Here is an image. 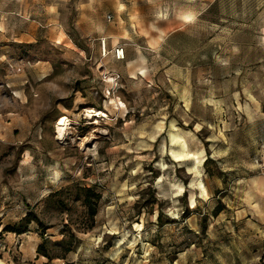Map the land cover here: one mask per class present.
<instances>
[{"label": "clouds", "instance_id": "obj_1", "mask_svg": "<svg viewBox=\"0 0 264 264\" xmlns=\"http://www.w3.org/2000/svg\"><path fill=\"white\" fill-rule=\"evenodd\" d=\"M10 2L0 4V19L7 15L3 9ZM234 2L233 14L238 23L222 28L212 25L217 34L210 42H231L235 29L242 24L264 49V0ZM34 3L39 7L24 19L35 15L41 21L40 27L63 33L64 41L57 35L50 42L30 39V46H24V38L9 36L10 29L0 23V41H10L16 61L8 62L21 74L25 68L40 69L46 78L37 84L38 88L51 89L55 80L61 85L54 93L56 98L65 100L75 93V102L70 107L55 103L54 109L50 105L51 115L39 121L33 118L20 139L0 135V143L23 145L10 183L34 207L54 213L62 211L61 205L80 207L78 193L85 188L98 196L94 227L82 231H77L74 224H69L70 230L63 224L58 227L54 240L75 246L68 260L59 264H152L162 255L160 247L150 242L157 234L161 211L178 226H169L166 220L165 235L159 244L168 246L175 241L174 252L180 259L175 254L167 259L173 264H187L190 255H203L193 243L200 234L199 218L221 200L232 205L236 215L235 225L228 229L231 239H222L215 253L218 264H264V144L241 153L234 137L236 123L246 119L253 124L257 114L264 117L260 101L247 87L231 91L228 98L218 96L212 80L198 81L201 87L197 91L186 79L180 89L173 81L180 70L164 58L175 35L168 25H182L179 31L186 36L196 33L208 10L204 0H144L151 17L146 27L138 11L129 12L123 0H114L116 21L124 25L122 17L127 13L133 32L145 37L147 51L161 63L156 65L140 56L134 70H127L132 68L131 62L123 71L116 68L118 61L125 60L124 48L117 45L132 35L127 29L120 36L108 33L97 17L87 36L99 41L98 55L89 60L84 51L77 49L75 58L79 65L88 64L92 69L90 82L83 86L78 81L89 77L81 75L79 67L74 68L63 57L51 62L43 55L48 44L59 49L70 40L60 6L46 0ZM69 3L62 0L63 5ZM102 3L89 0L84 4L81 0L76 8L95 14L94 5ZM131 3L133 9L138 7L137 0ZM152 40L159 46L152 47ZM136 51L139 53L140 48ZM232 52L239 54L240 49L233 46ZM7 60V56H0V61ZM216 62L227 67L230 59L217 56ZM65 84L69 87H63ZM12 96L19 101L18 106L28 105V96L22 90L13 91ZM27 136L32 137L31 143H25ZM209 162L218 169L215 179L210 178ZM86 173L84 184L81 181ZM7 191L4 187L3 192ZM153 200L154 211L149 215ZM63 219L69 223L67 211H63ZM207 226L208 235L215 239V225L209 222ZM185 227L190 231H183ZM28 239L36 241L34 236Z\"/></svg>", "mask_w": 264, "mask_h": 264}, {"label": "rangeland", "instance_id": "obj_2", "mask_svg": "<svg viewBox=\"0 0 264 264\" xmlns=\"http://www.w3.org/2000/svg\"><path fill=\"white\" fill-rule=\"evenodd\" d=\"M46 2L60 6L61 20L68 29L70 40L65 41L59 49L48 44L43 50V55L51 62L63 57L72 63L74 68L79 67L80 74L89 77V80L78 81L80 86L90 82L92 69L88 64L79 65L76 62L77 49L84 51L89 60L98 55L99 41L87 36L97 17L105 25L108 33L120 36L122 30L127 29L132 35L130 40L121 39L117 45V47L122 46L124 48L125 60L118 61L115 65L116 68L123 71L126 65L131 62L132 68L127 70H134L135 62L140 56L148 57L150 62L156 65L161 63V61L154 60L147 51L148 45L145 37L133 32L127 23V13L123 14L122 17L126 21L124 25H120L116 21L114 0H103L102 5H94L97 9L95 14L89 9L78 12L76 5L81 0H70L67 5H63L62 0H46ZM82 2L87 4L89 0H82ZM123 2L127 5L129 12L135 10L144 17V26L146 27L151 17L147 15L149 7L144 3V0H137L138 7L136 9H133L131 0H123ZM204 2L207 4L208 10L202 18V23L197 32L193 35L186 36L180 32L179 29L183 27L180 24L168 25V30L175 35L169 41L164 58L170 60L180 70L173 77L174 83L178 88L183 89L185 80L190 79L193 88L198 91L201 87L197 83L198 81L212 80L216 85L217 95L225 96V98L230 97L231 91L247 87L260 101V111L264 112V49L259 47L258 39H255L252 32L242 24L235 29V35L231 42H210L212 36L217 34V32L212 31V25H219L222 28L238 23L233 14L236 3L234 0H204ZM3 3L4 0H0V4ZM38 7L39 5H36L34 0H11L3 9L7 15L0 19V23L10 29L9 36L15 35L18 38H24V46H30V39L39 38L50 42L57 38V35L59 40L64 41L63 33L49 32L40 27L41 21L35 15H30L28 20L24 19V15L33 13ZM9 44L10 41H0V56L8 57L7 61H0V135H6L12 140L21 138L29 126L33 124V118L39 121L51 115L55 103H63L66 107H70L75 102V93L65 100H59L54 93L60 89L61 85L57 84L55 80H53L51 89L37 87V84L46 78L43 77L44 73L40 69L25 68L22 74L16 72L8 62L16 63ZM151 46L157 47L159 42L152 40ZM233 46L240 49L239 54H233ZM137 47L140 48L139 53L136 51ZM108 48L110 52L113 51L111 40L108 41ZM217 56L221 59H230L229 66L224 67L218 64L216 62ZM63 87L66 88L69 85L65 84ZM21 90L28 96L27 106H18L19 101L12 96L13 91ZM147 102L145 99V103ZM50 105L52 109L49 108ZM9 112L13 114L9 116ZM234 137L235 146L241 153L245 148L253 149L259 144H264V117L257 114L256 122L253 124H250L246 119L239 121L234 127ZM31 142L32 137L27 136L25 143ZM22 147L23 145L13 143H0V175L3 176V180L0 181V261L3 264H59L60 261L68 260L69 253L75 251V246L68 242L54 240V237L58 235V227L63 224L65 229L70 230L69 224H74L77 231L90 230L96 224V212L94 215H90L85 197H90L91 205L95 211L98 210L99 199L98 196L93 195V190L85 188L84 191L78 193L81 199L80 207L73 205L70 208H63L61 205L62 211L54 213L29 204L27 197L21 192H16L10 183V180L13 179L10 174L16 169ZM208 168L210 178L215 179L218 172L215 164L209 162ZM87 178L88 173L85 174L81 183L86 184ZM4 187L8 189L6 193L3 192ZM93 187L95 188V186ZM154 203L153 200V206L148 209L149 215L154 211ZM217 205L207 214L202 213L201 218H199L200 234L193 243L203 255L199 257L190 255L187 258V264H209V261L212 264H218L215 253L221 246V240L231 239V233L228 229L230 225H235L234 216L236 214L233 212V206L223 200L217 201ZM25 211L28 215H25ZM63 211L69 213L68 224L64 223ZM129 219L132 217L130 216ZM166 220H168L169 226L172 224L178 226V222L169 220L161 211L156 225L157 234L150 242L160 247L162 255L159 259L154 258L152 264H164V261L174 254L178 260L180 259L179 255L174 252L175 241L168 246L159 244L165 235L163 227ZM209 222L215 225V239L208 235L207 225ZM149 227H152L151 223H149ZM183 231L187 232L190 229L185 227ZM32 236L36 237V241H29L28 238ZM40 244L41 250L38 248ZM43 251L49 257L45 256ZM167 264H173V262L167 259Z\"/></svg>", "mask_w": 264, "mask_h": 264}, {"label": "trees", "instance_id": "obj_3", "mask_svg": "<svg viewBox=\"0 0 264 264\" xmlns=\"http://www.w3.org/2000/svg\"><path fill=\"white\" fill-rule=\"evenodd\" d=\"M85 202H86L87 206L89 207L90 215H94L96 211H95V208L91 205L90 197L86 196V197H85ZM27 215H28V213H27ZM42 228H43V227H42ZM41 244H42V243H41ZM41 244L38 246L39 250H41ZM43 254H44L45 256L49 257V256L47 255V253H45V251H43Z\"/></svg>", "mask_w": 264, "mask_h": 264}, {"label": "built area", "instance_id": "obj_4", "mask_svg": "<svg viewBox=\"0 0 264 264\" xmlns=\"http://www.w3.org/2000/svg\"><path fill=\"white\" fill-rule=\"evenodd\" d=\"M120 47H122V46H119V47H117V48H120Z\"/></svg>", "mask_w": 264, "mask_h": 264}, {"label": "bare ground", "instance_id": "obj_5", "mask_svg": "<svg viewBox=\"0 0 264 264\" xmlns=\"http://www.w3.org/2000/svg\"><path fill=\"white\" fill-rule=\"evenodd\" d=\"M43 77H45V75H43Z\"/></svg>", "mask_w": 264, "mask_h": 264}]
</instances>
